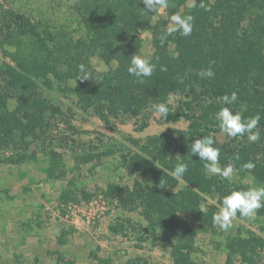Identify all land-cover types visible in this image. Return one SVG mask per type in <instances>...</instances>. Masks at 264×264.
<instances>
[{
  "label": "trees",
  "instance_id": "trees-1",
  "mask_svg": "<svg viewBox=\"0 0 264 264\" xmlns=\"http://www.w3.org/2000/svg\"><path fill=\"white\" fill-rule=\"evenodd\" d=\"M73 2V10L81 19V23L74 24L81 27L82 32L74 39L62 41L53 26L34 24L29 16L9 10V19L15 22L17 34L33 39L41 53L29 63L19 58L13 59L14 64L0 62V146H10L16 141L23 144L19 151L12 148L0 162L35 161L36 154L26 152V137L36 134L37 124L43 122L47 114L59 110L47 102L40 85L57 88L63 95H74L81 109H93L111 130L115 124L127 123L142 110L164 103L169 108L166 120L184 117L189 120L188 127L184 130L166 128L165 132L141 141L131 140L138 150L124 156L123 171L128 175L145 172L150 177L148 181L135 180L127 194L120 195V200L134 204L133 210L145 221L141 228L146 235H158L162 244L169 247L171 264H204L192 259L197 247L188 218H199L203 195L213 196L215 203L221 206L224 195L233 190H247L250 186L206 174L204 162L190 152L191 143L212 135L213 146L220 149L219 167L232 164L240 168L252 162L256 185L264 182V0H204L210 10L200 8V0L191 8L185 6L186 0H168L166 11L169 14L192 15L194 21L190 36L173 33L164 43L160 37L166 35V20L151 24L153 13L144 9L141 0ZM150 28L153 52L148 60L156 69L140 83L128 74L127 67L139 50L137 37ZM85 55L99 57L106 68L88 69L93 79L81 81L77 79L78 65L84 64ZM161 65L167 71H161ZM209 67L214 77L200 78L198 73ZM232 92L237 93L238 101L227 107L236 112L241 111L243 105L245 119L260 116L254 129L259 132V140L251 142L247 134L224 142L217 139L220 129L215 114L225 106L218 98ZM171 95H177L172 109L168 105ZM10 97L17 100L13 108L8 105ZM146 124L147 121H143L137 128ZM44 154L49 161L40 167L44 179L62 178L65 161L61 154L56 150ZM180 163L188 168L181 178L186 186L171 193L179 182L171 172ZM22 189L26 192L28 187ZM260 230L264 233V227ZM72 233V229L61 228L57 244L63 245ZM225 239L224 264H234L236 254L249 263L256 260L261 237L250 232L245 237L238 233ZM48 253H56L57 264H74L72 260L62 261L58 251ZM93 258L104 264L111 262L110 258L96 255ZM125 264L146 262L132 258Z\"/></svg>",
  "mask_w": 264,
  "mask_h": 264
},
{
  "label": "rangeland",
  "instance_id": "rangeland-1",
  "mask_svg": "<svg viewBox=\"0 0 264 264\" xmlns=\"http://www.w3.org/2000/svg\"><path fill=\"white\" fill-rule=\"evenodd\" d=\"M74 2L0 0V62L14 64L13 59L19 58L22 62L29 63L30 59L41 53L33 39L17 34L15 22L9 19V10L14 9L29 16L34 24L53 26L57 37L62 41L71 37L74 39L82 32L81 27L74 24L78 21L81 23V19L76 16L77 11L73 10ZM188 3L190 0H186L185 6ZM170 15L166 8L160 9L151 16V24L164 19L167 27H170ZM151 33L150 28L139 34V50L136 55L150 58L153 52ZM84 65L98 71L106 68L104 61L97 56L85 55ZM40 87L47 102L59 110L57 113L47 114L45 120L37 124L36 134L26 137V152H34L35 161L26 159L22 164L0 162L2 202L14 208L18 206L20 215L27 212L26 218L20 219L19 226L18 221L9 215L5 219L1 212L0 234L19 231L21 228L23 232H32L34 237L37 236L35 232L43 230L45 238L42 243L35 238L34 246L26 250V255L17 253L8 245L4 246L0 252V264H57L56 253L48 251H58L62 261L72 260L74 264H104L94 259L93 255L110 258L109 264H125L132 258H142L146 264H171L169 247L162 244L158 235H146L141 228L145 221L133 210L134 204L120 200V195L127 194L135 180L148 181L150 177L145 172L128 176L123 171L124 156L138 150L132 141L149 137L135 135L132 131L141 130L142 128L137 127L143 121L149 124L153 119L163 126V132L166 128L175 127L164 125L162 122L167 120L155 115L150 106L127 123L115 124V128L111 130L93 109H81L74 95H63L54 87ZM176 97L177 95L169 96L170 109L174 107ZM16 101L14 97H10L9 107L13 108ZM177 120H180L176 124L178 127L186 125L187 129L189 120L184 117L167 122ZM112 121L115 122V119L112 118ZM217 139L224 142L229 137L219 130ZM22 145L16 141L10 146H0V159H5L12 148L19 151ZM48 150L58 151L65 161L64 176L60 179L46 180L40 172V167L49 162L44 154ZM234 169L230 182L264 187V182L260 186L256 185L253 170L249 172L242 167ZM23 186L28 187L26 192H23ZM185 186V182L179 179L177 187L170 192ZM215 202L213 196L203 195L200 208L207 207V213L200 211L198 219L188 218V226L194 231L193 242L197 247L191 255L192 259L204 264H224L227 254L225 238L238 233L245 237L251 232L262 240L256 248V260L249 263L236 254L233 263L264 264V233L260 230L264 227V208L257 210L252 218L236 216L228 231H221L213 223V216L220 208ZM30 213L33 215L29 216ZM63 227L72 229L73 233L67 236L63 245H58L56 237ZM24 240L21 237L17 243H24ZM54 244L58 248L48 249ZM254 245L257 246L255 243ZM44 247L46 252H42Z\"/></svg>",
  "mask_w": 264,
  "mask_h": 264
},
{
  "label": "clouds",
  "instance_id": "clouds-1",
  "mask_svg": "<svg viewBox=\"0 0 264 264\" xmlns=\"http://www.w3.org/2000/svg\"><path fill=\"white\" fill-rule=\"evenodd\" d=\"M144 5V9L149 13H155L160 9L168 7V0H141ZM196 0H190L188 7L196 6ZM200 8L210 10L207 8L204 0H200L198 3ZM171 26L167 28L166 35L160 37L161 43H164L168 35L173 33H179L181 36H190L193 31L194 17L192 15H181L174 13L169 17ZM156 69V65L146 58L139 55H133L130 64L127 67L129 75L136 78L140 83L144 82L145 78L151 77ZM161 71H167V68L163 65L160 66ZM198 75L200 78H212L214 72L209 67L208 69L201 70ZM77 79L81 81H87L93 79L91 72L86 65H78ZM238 101L236 92H232L230 95L225 94L218 98V102L225 105L221 107L215 114V119L218 121V127L222 134H225L229 138L243 137L247 134V138L251 142L259 140V132L254 131L260 120L259 115L249 117L247 119L242 117V111L244 106H241V111L233 112L227 105H232ZM152 111L158 117L166 119L169 113V108L166 104H156L152 106ZM214 139L212 135H208L202 138L195 139L190 145V152L199 157V160L204 162V170L206 174L216 175L223 180H231L235 172L234 166L228 164L221 168L218 166L220 149L214 147ZM239 157H237L238 159ZM243 169L249 172L255 168V164L252 162L244 163L241 166ZM187 165L180 163L175 166L171 172L173 178L179 180L187 172ZM264 208V187H250L247 190H233L221 198V206L219 211L213 216L214 225L221 231H228L231 227L232 220L239 213L240 217L252 218L256 215L257 210ZM202 213H207V207H201L199 209Z\"/></svg>",
  "mask_w": 264,
  "mask_h": 264
},
{
  "label": "crops",
  "instance_id": "crops-1",
  "mask_svg": "<svg viewBox=\"0 0 264 264\" xmlns=\"http://www.w3.org/2000/svg\"><path fill=\"white\" fill-rule=\"evenodd\" d=\"M178 122L180 123V120L177 121H169V122H165L163 121L162 123H164V125L166 126H172L175 127L176 129H182L184 130L186 128V125H182L181 127H178L176 124H178ZM161 123V121H160ZM182 124V123H181ZM163 126L161 124H159L158 121H156L155 119H153L152 121L149 122V124H147L146 126H144L141 130L139 131H135L133 130L132 132L135 135H139V136H153L155 134H159L162 131ZM126 174V173H125ZM128 175V174H126ZM133 175V174H132ZM131 176V175H128ZM19 207H13V206H9L7 204H5L4 202H2V199L0 198V213L2 212V215L5 219H7V216H11L12 219H15L16 221H18V226L20 225V219H25L27 216V212H23V214H19L18 211ZM8 210H10L8 212ZM11 214V215H10ZM33 213H30L29 216H32ZM37 234L36 237L32 236V232H23V230H21V228H19V231H15V232H8L5 231L3 234H0V252L2 249H4V246H10V248H12L13 250H15L17 253H22L23 255L25 254L27 249H30L32 246H34V240L35 238H37L40 242H43V239L45 238L44 236V232L43 230H40L38 232H35ZM25 239L24 243L19 242L17 243L18 239ZM40 243H37V245H39ZM58 248L57 244H54V246H49L48 249H56ZM38 249V248H36ZM42 252H46V248H43ZM26 255V254H25Z\"/></svg>",
  "mask_w": 264,
  "mask_h": 264
}]
</instances>
